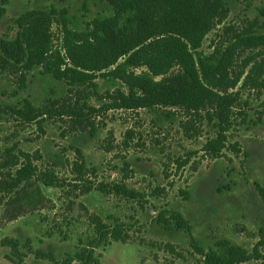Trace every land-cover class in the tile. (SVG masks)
<instances>
[{"label":"rangeland","instance_id":"1","mask_svg":"<svg viewBox=\"0 0 264 264\" xmlns=\"http://www.w3.org/2000/svg\"><path fill=\"white\" fill-rule=\"evenodd\" d=\"M228 2L188 47L191 61L177 63L166 39L121 55L94 38L93 21L113 13L100 0H0V264H33L37 249L61 261L97 230L119 236L98 249L102 264H204L195 242L205 251L237 245L252 256L243 264H264V48L239 46L264 33V0ZM40 43L84 84L30 64ZM235 46L233 68H245L224 133L205 112L122 107L133 77L160 80ZM27 166L29 179L11 189ZM172 210L189 231L156 222Z\"/></svg>","mask_w":264,"mask_h":264},{"label":"trees","instance_id":"2","mask_svg":"<svg viewBox=\"0 0 264 264\" xmlns=\"http://www.w3.org/2000/svg\"><path fill=\"white\" fill-rule=\"evenodd\" d=\"M105 2L113 12L110 16H102L93 21L92 35L105 45L117 50L121 55L142 48L149 42L166 39V44L173 48L169 53L170 60L177 63L191 61L188 47L196 49L203 36L211 29L212 19L229 4L228 0H100ZM42 20L48 14L41 12ZM264 16V10H262ZM43 23L40 22V26ZM42 33L39 32L38 36ZM244 49L264 48V33L250 34L242 40ZM229 49L219 56L210 55L201 58L198 67L191 65L182 72L165 76L155 80L149 75L135 76L129 80V91L122 94L124 108H153V107H180L191 113L205 112L210 121H215L219 131L224 133L229 124L230 115L237 101L233 90L243 75L241 66L239 71L233 68L235 52L240 47ZM237 48V49H236ZM48 51L40 43L39 47L28 55L30 64L43 65L44 73L51 75L55 80L71 78L72 81L84 84V73L74 72L67 74L61 67V59L49 60ZM250 59L245 62H249ZM151 72L160 76L157 63L148 61ZM264 66V59L261 64ZM231 68V69H230ZM71 71V70H70ZM30 111H33L30 110ZM30 115V114H29ZM76 120L83 123L84 117L78 113ZM82 155L81 150L77 149ZM75 170L81 175L85 170L83 163H75ZM30 177V166L16 171L11 189L18 188ZM156 222L170 233L189 231V224L177 210L165 211L158 215ZM111 240L118 241L119 236L103 234L97 230L90 237L88 244L80 241L73 255H67L63 260L56 261L52 250L37 249L30 251L34 256V263L52 261L54 264H102L98 249L108 246ZM3 246L17 251L20 246L18 239H6ZM194 248L204 258V264H243L252 260L249 253L229 243H222L217 249L205 248L197 242ZM256 257H261L256 252Z\"/></svg>","mask_w":264,"mask_h":264}]
</instances>
